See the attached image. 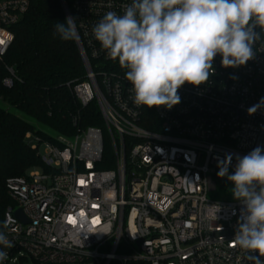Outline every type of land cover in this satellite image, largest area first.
Here are the masks:
<instances>
[{
  "label": "built area",
  "instance_id": "obj_1",
  "mask_svg": "<svg viewBox=\"0 0 264 264\" xmlns=\"http://www.w3.org/2000/svg\"><path fill=\"white\" fill-rule=\"evenodd\" d=\"M130 3L64 0L66 16L77 20L85 67L73 94L98 108L103 127L56 142L26 134L47 169L6 181L15 205L4 219L8 213L16 223L4 230L14 246L3 249V264H257L258 253L233 240L243 205L208 194L219 188L221 161L232 156V174L237 156L264 147V106L248 111L264 100V48L258 45L253 59L236 68L222 67L217 55L209 80L185 83L170 109L138 107L126 69L92 33L106 12L122 14ZM29 6V0H0V69L8 72L2 85L9 89L21 78L5 56Z\"/></svg>",
  "mask_w": 264,
  "mask_h": 264
},
{
  "label": "clouds",
  "instance_id": "obj_2",
  "mask_svg": "<svg viewBox=\"0 0 264 264\" xmlns=\"http://www.w3.org/2000/svg\"><path fill=\"white\" fill-rule=\"evenodd\" d=\"M259 29V30H258ZM92 33L109 59L126 69L136 106L171 108L180 102L178 89L185 83L199 86L215 72L213 62L236 68L264 48V0H131L122 14L108 11ZM63 41L78 39L77 20L68 16L54 26ZM261 104L250 108L253 114ZM218 164V177L233 184V199L243 205L234 243L264 264V147L257 146ZM16 223L6 213L0 223V264L14 245L5 229Z\"/></svg>",
  "mask_w": 264,
  "mask_h": 264
},
{
  "label": "trees",
  "instance_id": "obj_3",
  "mask_svg": "<svg viewBox=\"0 0 264 264\" xmlns=\"http://www.w3.org/2000/svg\"><path fill=\"white\" fill-rule=\"evenodd\" d=\"M29 2V10L13 29L15 38L5 56V64L16 69L21 81L13 88L4 87L2 78L8 72L2 66L0 99L57 136L72 137L80 129L103 127L98 108L93 103L83 106L73 94L72 87L84 78L85 67L76 40L63 41L54 35L55 24L67 17L61 0ZM28 132L56 142L57 136L0 107V223L7 206L15 205L7 191V179L23 176L34 167L47 169L27 140ZM104 148L110 156L106 144ZM216 179L219 188L231 184L227 178Z\"/></svg>",
  "mask_w": 264,
  "mask_h": 264
},
{
  "label": "rangeland",
  "instance_id": "obj_4",
  "mask_svg": "<svg viewBox=\"0 0 264 264\" xmlns=\"http://www.w3.org/2000/svg\"><path fill=\"white\" fill-rule=\"evenodd\" d=\"M0 107L4 108L6 110H9L10 112L15 113V114H17V115L29 120L38 129H42L43 131H45V132H47V133H49L51 135L57 136L56 133L52 129H50L49 127H47L45 125L39 124L34 118H32V117L20 112L17 108L11 107L7 102H5L2 99H0ZM40 150L43 153L44 149L41 148ZM229 186H230V188H232L233 184H230ZM230 192L228 194L226 189L218 188L216 191L210 192L208 194V197H209V199H212V200H221V199H225V198L226 199H229V198L233 199V195ZM24 264H34V263H33V261L31 259H29L28 261H25Z\"/></svg>",
  "mask_w": 264,
  "mask_h": 264
},
{
  "label": "water",
  "instance_id": "obj_5",
  "mask_svg": "<svg viewBox=\"0 0 264 264\" xmlns=\"http://www.w3.org/2000/svg\"><path fill=\"white\" fill-rule=\"evenodd\" d=\"M61 2H62V5H64V0H61ZM64 9H65V6H64ZM17 216H18L21 220L26 221V219H25L24 216L22 215V212H21L20 209L17 211Z\"/></svg>",
  "mask_w": 264,
  "mask_h": 264
}]
</instances>
